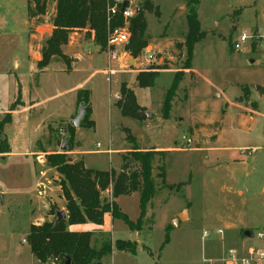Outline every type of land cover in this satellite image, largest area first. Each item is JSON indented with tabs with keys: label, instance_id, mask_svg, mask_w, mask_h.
I'll return each mask as SVG.
<instances>
[{
	"label": "rangeland",
	"instance_id": "rangeland-1",
	"mask_svg": "<svg viewBox=\"0 0 264 264\" xmlns=\"http://www.w3.org/2000/svg\"><path fill=\"white\" fill-rule=\"evenodd\" d=\"M27 1L0 0L1 31L24 30ZM45 1L46 16L30 25L32 31L39 26L35 32L38 38L33 42L36 52L49 35L53 19L54 0ZM130 1L137 10L144 2ZM153 3L158 14H146L150 42L137 58L136 70L146 72L151 66L171 69L160 72L153 88L136 85L135 67L126 74L111 73L108 82L100 71L107 66L105 54L97 62L99 73L66 74L61 85L47 93L53 103L64 106L59 114L67 120L69 107L78 95L77 88L93 92L96 128L78 131L80 143L74 138L75 147L66 153L68 157L83 159V150L87 168L118 173L126 160H133L131 153L122 152L132 147L127 141L128 130L140 150L154 148L166 152L167 186L185 185L180 191H158L140 234L129 230L122 220L107 216L103 233L113 243L132 242L138 249L136 255L114 249L102 264H222L229 249L257 244L254 240L248 242L242 235L244 231L264 229V51L258 41H248L240 51L234 49L243 34L264 35V0H200L198 16L205 38L195 46L191 69H187L184 47L188 0ZM126 26L130 31V24ZM79 40L83 51L93 43L85 36ZM128 44L112 47L111 51L124 52ZM108 49L107 44L103 51L108 53ZM148 54L153 56L152 61ZM175 75L181 81L168 118L164 119L162 108ZM124 82L134 91L141 111L153 114L151 120L125 118L114 107L112 102ZM18 90L14 92L1 84L0 121L5 119ZM51 120L39 132L38 126L32 130L16 118L3 135L11 153H23L31 147L32 140L35 151H61L57 141L67 139L70 124ZM183 137L192 139L191 149L186 147ZM218 139L221 141L216 145ZM213 148L216 149L210 150ZM20 153L0 156V192L8 196L4 204L0 201V264H38L26 242L30 224L41 220V213L48 215L65 206L55 187L59 176L44 163V153L33 155L34 160ZM43 176L52 187L48 186L47 197L42 200L47 209L40 203ZM117 203L131 221L138 220L139 194L122 196ZM37 207H41V213L33 212ZM184 211L187 216L174 227V218ZM230 225L234 227H227ZM89 226L85 230L94 233L92 224ZM168 228L170 241L163 247Z\"/></svg>",
	"mask_w": 264,
	"mask_h": 264
},
{
	"label": "trees",
	"instance_id": "trees-1",
	"mask_svg": "<svg viewBox=\"0 0 264 264\" xmlns=\"http://www.w3.org/2000/svg\"><path fill=\"white\" fill-rule=\"evenodd\" d=\"M154 1L156 0H144L139 13L128 21L131 39L125 47V52L133 60L140 57L149 46L150 37L147 34L146 14H158ZM199 4L200 0H188L187 3V35L184 43L188 54L187 69H191L195 46L205 38L198 16ZM54 5L55 15L51 21L52 33L42 43V59L37 64L39 71L45 70L57 60L66 65L67 71L70 69L71 60L64 54L63 48L68 45L72 34L85 36L103 51L108 44L109 30L125 26L120 7L115 15L109 16L108 14V9L115 5V0H54ZM28 12L30 21L33 19L40 21V18L47 13V2L28 0ZM179 47L182 48V46ZM164 70L168 68L151 66L148 71L140 72L136 77L137 86L143 89L153 88L160 72ZM180 81L181 78L175 75L166 93L162 108L164 119L168 118ZM22 104L21 88H19L10 111L16 110ZM81 104H84L86 112L81 127L93 129L95 124L90 120L92 110L89 91L78 92V105ZM116 107L121 116L125 118L144 119L139 115L142 111L134 91L126 84L120 88V98ZM11 119V114L8 113L5 119L0 121V153H10L6 139L2 138L5 127L10 124ZM68 130L69 143L66 153L72 152L75 147V129L69 126ZM126 132L127 141L132 144L131 156L135 164L131 165L126 160L118 173L113 170L88 169L83 159L73 160L63 152L45 156L47 167L55 170L59 176L58 187L65 201L67 219L57 226H55L56 218L39 226L31 225L26 242L38 264H66L68 259L70 264H102L105 258L112 255L114 249L136 255L138 249L136 243L127 241L113 243L106 233H79L70 231L69 228L87 223L103 226L105 216L109 214L113 220H122L129 230L142 232L148 218L149 207L158 191L167 188L171 191L174 189L180 191L185 186L184 184L170 187L166 185L165 151H140L135 138L128 130ZM132 194H139L140 197V216L136 222L131 221L117 203L120 197ZM55 212H51L50 215L55 216ZM170 231V228L166 230L167 235L163 247L170 241ZM147 251L153 256L150 250L147 249Z\"/></svg>",
	"mask_w": 264,
	"mask_h": 264
},
{
	"label": "crops",
	"instance_id": "crops-1",
	"mask_svg": "<svg viewBox=\"0 0 264 264\" xmlns=\"http://www.w3.org/2000/svg\"><path fill=\"white\" fill-rule=\"evenodd\" d=\"M53 17L55 15V5H53ZM27 11H28V1H27ZM47 14V13H46ZM46 16V15H45ZM44 16V17H45ZM42 17V18H44ZM40 18V20H42ZM33 20H29V12L28 15L25 19V26L24 30L21 29V31H1L0 30V87L1 84L9 89H14V92H17V88H21V95H22V106H19L16 108L14 111H10L5 113L4 115L10 113L12 116L11 123L8 124L5 127L11 126L13 124V121L17 118L20 121L23 122V124L30 126L32 130H35V127H39V132L43 131L44 127L43 125L45 123H51L50 120L56 119L59 120L60 122H63L64 124L71 123V121L76 117L78 113L79 106L78 105V95L76 96L75 100L71 103L69 110H68V119L67 120H62L63 118L59 112L64 109V106L60 103H53L54 100H52V96L49 95L47 92L56 89L57 86H60L63 79L65 78L66 74L70 75H77L78 73L82 74H92L95 75L99 73L97 71L96 67L98 66L97 62H99V58L103 55L106 54L107 56V66L103 70H100L103 74L107 76V81L111 82L110 74H115V73H127L130 71L132 68L135 69L136 77L137 75L141 72L136 70V68L139 67L138 64V59L134 60V64L132 65L130 63L131 57L129 54H127L125 51L124 52H119V50L115 51L114 54H109L107 52H104L100 49V47L96 46L93 43H90L89 47L84 48L85 51H83L79 45V37L81 39L82 35L81 34H72L70 37V41L66 47L63 48V52L66 56H68L71 60L70 64V69L67 71V67L64 63L60 62L59 60L53 61L48 68H46L43 71H39L37 64L39 61L42 59L41 55V49L39 52L34 51L33 47V42L37 40L38 36L35 34L37 33L39 26L37 25V28L35 31H32V28L30 25L33 23ZM42 24V23H41ZM23 25V22H22ZM20 27V24H19ZM22 27V26H21ZM23 28V27H22ZM49 37L52 33V26L50 27L49 30ZM258 33V32H257ZM260 34V33H259ZM261 35V34H260ZM46 37V38H47ZM42 40V39H41ZM261 42V41H260ZM259 42V43H260ZM114 55V58H113ZM110 59V60H109ZM114 63V64H113ZM133 66V67H132ZM131 67V68H130ZM166 71V70H164ZM167 71H171V69H168ZM125 83V82H124ZM127 84V83H125ZM137 85V83H136ZM77 88V92L81 90H86V89H80ZM130 89V88H129ZM132 90V89H131ZM19 91V90H18ZM90 92V106L92 110V115L90 120L94 122L95 128L97 125V121L95 120V105H94V100H93V92L92 90H88ZM76 92V93H77ZM18 94V93H17ZM45 96V97H44ZM17 96L14 93L13 98L10 103L11 105L15 102ZM120 98V91L117 93V98L115 101L112 102L115 108L116 103L118 102ZM118 110V109H117ZM119 111V110H118ZM31 113L34 114V116L31 117ZM25 115V120H22V117ZM242 118V117H241ZM61 119V120H60ZM51 120V121H52ZM53 120V121H56ZM149 120V119H148ZM243 120V126L246 127V122L244 120V117L242 118ZM33 121H37V123L33 124ZM48 121V122H47ZM139 121V120H138ZM212 121H209L208 123H211ZM82 127L75 129V140L80 143V141L77 138L78 131ZM39 132L36 134V136L39 134ZM5 137L3 136V139ZM31 143V147L25 150L23 153H20V155H26V158H32L34 160L35 154L39 153H44V155H50V154H58L61 153V151H52V152H46L44 150H37L36 151L33 149L34 146V140ZM60 141V140H59ZM221 140L216 141V145L220 142ZM99 145V144H98ZM97 145V146H98ZM79 146V145H77ZM57 147L60 149V146L58 145L57 141ZM216 148L210 149V150H215ZM61 150V149H60ZM163 151V149H154V148H149V149H141L140 151ZM200 150V149H198ZM122 152L124 153H131L132 152V147L123 149ZM18 152H12L7 154H0L2 157H8L10 155H17L19 154ZM83 155V160H84V152L81 150V153ZM5 161V159H3ZM45 163V162H44ZM85 163V162H84ZM132 164V160L130 162ZM35 165L37 163L35 162ZM38 166V165H37ZM86 167V165H85ZM87 168V167H86ZM49 170H53L48 168ZM89 169V168H88ZM42 174V173H41ZM40 175V172H39ZM42 185L40 187V203L41 207H44L47 209V205H43L42 200L43 198L47 197V193L49 191V180L44 178H41ZM49 186V187H48ZM59 190V198L62 202L65 203L63 198L61 197V191L58 186H55ZM52 188V187H51ZM47 192V193H46ZM3 197V204L5 203V199L8 197L7 194L4 191L0 192ZM4 194V195H3ZM41 207H37L33 210V212H40ZM62 210L59 211H65V206L61 208ZM58 211V210H57ZM185 212V211H184ZM187 212V211H186ZM41 213V212H40ZM67 214V213H66ZM42 218L39 221H36L35 223L31 222V225H42L46 221H52V215L48 214L45 215L41 213ZM180 214L177 215L174 219H177ZM107 216L111 215H106L104 224L103 226H96L92 223H87L83 225H77V226H72L69 228L70 231L73 232H89V230H85L86 228L90 227L89 224H92L94 233L96 232H103L104 225L106 222ZM112 218V217H111ZM113 220V219H112ZM227 227H234V226H227ZM248 231V230H247ZM91 232V231H90ZM93 232V231H92ZM253 232V231H252ZM136 233H141V232H136ZM248 241V240H247ZM249 242V241H248Z\"/></svg>",
	"mask_w": 264,
	"mask_h": 264
},
{
	"label": "built area",
	"instance_id": "built-area-1",
	"mask_svg": "<svg viewBox=\"0 0 264 264\" xmlns=\"http://www.w3.org/2000/svg\"><path fill=\"white\" fill-rule=\"evenodd\" d=\"M125 1L126 0H115V5L112 8L108 9L109 16H112L118 12V9L120 7L121 14L125 21L124 27L109 30L108 53L111 55L114 54V52L111 51L112 47H119L128 44L130 40V31L126 24L137 14V9L133 8L131 1L126 10L122 11L123 3ZM260 40H262V42H260ZM248 41H250L251 43L257 41L260 42V45L264 51V35H258V33L250 35L243 34L239 38V40L235 42L234 49L236 51H240L241 47ZM147 57L150 61L153 60L152 55L148 54ZM183 139L186 140V147L191 149V144L193 143L192 139L186 137H183ZM99 146L100 145H98L97 147ZM253 234V239H248V241L254 240L257 242V244L250 243L249 246L240 250L229 249L222 259V264H264V229L254 231ZM205 235L207 236L208 233H206Z\"/></svg>",
	"mask_w": 264,
	"mask_h": 264
},
{
	"label": "water",
	"instance_id": "water-1",
	"mask_svg": "<svg viewBox=\"0 0 264 264\" xmlns=\"http://www.w3.org/2000/svg\"><path fill=\"white\" fill-rule=\"evenodd\" d=\"M130 4V1L129 0H126L124 3H123V7H122V11L126 10V8L129 6ZM139 9L137 10V14L139 13ZM236 29V26H234V30ZM130 63L133 65L134 64V60L131 59ZM139 115L140 117L144 118V119H149L151 120L153 118V114L149 113V112H139ZM85 116H86V112H85V109H84V104H81L79 106V109H78V113L76 115V117L71 121L70 123V126L74 129H78L82 126V123L85 119ZM3 139V138H2ZM69 143V138H67L65 141L61 142V141H58V145L60 146V149L63 153H66L67 152V145ZM135 161L132 160V164H134ZM0 201L1 203L3 204V197H0ZM185 216H187V212H183L182 214L179 215V217L177 219L174 220V227H177L179 222L183 221L185 218ZM55 226H57L59 223H61L62 221L66 220L67 219V214L65 211H56L55 212ZM243 236L246 238V239H253L254 237V234L252 231H244L243 233ZM66 264H70V260L68 259Z\"/></svg>",
	"mask_w": 264,
	"mask_h": 264
}]
</instances>
